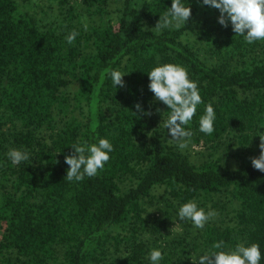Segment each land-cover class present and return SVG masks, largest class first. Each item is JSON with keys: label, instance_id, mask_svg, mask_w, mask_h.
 <instances>
[{"label": "trees", "instance_id": "trees-1", "mask_svg": "<svg viewBox=\"0 0 264 264\" xmlns=\"http://www.w3.org/2000/svg\"><path fill=\"white\" fill-rule=\"evenodd\" d=\"M54 1L56 12L43 19L30 4L0 0V264H151L145 233L160 232L168 207L176 211L204 194L227 197L216 209L221 219L190 239L185 221L184 233L156 248L159 264H187L179 248L229 251L238 243L259 244L264 264V172L250 160L264 132V40L248 43L202 0H182L191 8L188 23L160 32L152 28L172 0ZM201 11L211 19L190 42L185 35ZM72 31L78 35L69 44ZM162 64L184 67L198 84L203 103L186 130L209 149L200 163L155 123L147 73ZM109 68L125 74L124 87L112 83ZM208 103L215 111L210 135L199 130ZM228 137L237 144L235 164L224 167L213 155ZM101 138L114 149L104 168L82 181L64 179L71 146ZM12 148L29 159L14 165ZM155 187L165 192L163 215L150 217Z\"/></svg>", "mask_w": 264, "mask_h": 264}, {"label": "clouds", "instance_id": "clouds-1", "mask_svg": "<svg viewBox=\"0 0 264 264\" xmlns=\"http://www.w3.org/2000/svg\"><path fill=\"white\" fill-rule=\"evenodd\" d=\"M202 5H209L219 10L218 22L228 27L231 23L232 30L236 35L243 36L248 43L256 40H264V0H202ZM191 18V8L185 6L182 0H172L171 7L160 15V19L152 28L155 32H160L164 28H181L185 22ZM85 31L87 24H84ZM78 33L72 31L66 36L69 44H72ZM115 86L124 87L125 76L119 70L106 69ZM149 90L154 94L156 101L167 105L170 111L167 119L163 120V127L170 130L171 139L169 143H175L180 150L189 146L193 132L186 130V126L194 117L197 106L203 103L198 90V84L189 79L187 70L177 64H162L152 68L148 73ZM104 78L103 75L101 77ZM134 107L138 112H144L142 105L136 103ZM157 111H160L157 109ZM151 115V111L144 113ZM215 111L211 103L205 106V114L199 119V130L205 134L214 132ZM257 136L260 138L258 157H250L252 166L264 172V132ZM73 152L65 156V163L70 167L64 179L67 181H82L85 176L93 177L98 171L103 169L105 163L110 159V153L114 150L108 139L101 138L97 143L91 145L73 144ZM7 156L14 165H19L22 161L29 159L26 151L12 148ZM210 208V206H209ZM217 213L198 207L195 201H188L182 204L178 210L180 221L190 220L195 228L203 229L205 224ZM171 233L177 231V224L170 229ZM223 241L213 244L214 249H220ZM262 258L260 246L252 243L245 246L238 243L234 250L229 251H209L200 255L194 264H259ZM151 264H159L163 259L162 251L156 248L151 249L148 255Z\"/></svg>", "mask_w": 264, "mask_h": 264}, {"label": "rangeland", "instance_id": "rangeland-1", "mask_svg": "<svg viewBox=\"0 0 264 264\" xmlns=\"http://www.w3.org/2000/svg\"><path fill=\"white\" fill-rule=\"evenodd\" d=\"M21 4H30L32 11L38 16L42 17L43 19H49L51 18L56 10H55V1L54 0H18ZM118 10L115 8V2L111 3L109 7V17L115 18ZM85 19H87V15H83ZM211 14L209 12L201 11L196 19L194 20L192 24V28L188 30L185 37L189 39L190 42L193 41L194 38V32L195 30L203 23L210 21ZM74 89V85H70L66 88V91L71 92V90ZM159 109L160 111H157ZM157 109L154 112L155 115V123L163 126V120L167 119L168 114H166L163 111V105L160 101H157ZM168 131L169 139H171L170 136V130ZM227 146L226 150L225 147ZM237 144L234 142L233 139L230 137L225 139V143L223 146L219 147L217 151H215L213 156H222V159L220 160L221 164L224 167H231L235 164V158L233 157V152L236 150ZM207 146L202 142H193L190 141L189 146L184 149L185 152L189 155V158L195 162L200 163L203 160L207 159L209 157ZM129 181L126 180L124 183V186ZM153 193L156 195V200L152 203L147 202L149 204L147 206L148 214L150 217L153 216H162V212L160 211V206L162 207V201L161 196L165 193L163 187H155L153 189ZM205 195V196H204ZM200 195L197 199H194L200 208H204L205 212L207 213L209 210H214L217 215L214 218H211L210 221H219L221 219V216L219 212L216 210L218 208V205L222 203L223 201L227 200V197L224 195H216V194H204ZM210 206V208H209ZM171 210V216L168 217L166 220V224L161 228L160 232L155 234L152 232L147 231L145 233V236H149L150 242L152 244L153 248H158L160 245L164 246L169 239H172L173 237H176L179 234L184 233V230L186 228L185 221L190 222V226H188L190 235L188 239L192 238V235L196 230H199L198 228H195L190 220H184L180 221L178 218V210L179 207L176 206L177 210L174 211L171 207H168ZM177 224V231L175 233H171L170 229L175 227ZM186 251L182 252V248L178 249V252L181 257H184L187 264H194V260H198L200 255L203 254L201 250L198 248L189 249V247H186Z\"/></svg>", "mask_w": 264, "mask_h": 264}]
</instances>
